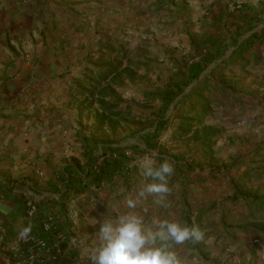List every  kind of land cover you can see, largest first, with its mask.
Listing matches in <instances>:
<instances>
[{
  "label": "crops",
  "instance_id": "1",
  "mask_svg": "<svg viewBox=\"0 0 264 264\" xmlns=\"http://www.w3.org/2000/svg\"><path fill=\"white\" fill-rule=\"evenodd\" d=\"M221 1L213 0L212 8L218 12L206 20L199 17L207 0H0V264H10L9 243L28 226L26 199L38 207L32 231L43 235L39 224L53 215L66 239L62 255L44 264H86L81 252L96 240L98 222L128 211L125 197L134 196L148 182L137 166L148 155L157 164L164 159L173 162L172 192L166 198L167 206H158L154 197H148L136 211L146 223L156 216L200 228L204 233L201 242L174 246L188 264H264V236L236 230L248 207L234 198L243 173L257 172L256 167L264 164V0H251L231 17L224 16ZM147 19L155 28L163 27L167 44L178 39L177 33L184 34L186 57L180 64L169 62L172 49L155 47L152 55L162 57L160 64L154 62L157 58L153 61L154 70L167 69L171 75L159 77L160 85L141 91L135 85L145 61L123 58L126 47L120 41ZM227 23L232 26L228 28ZM212 51L223 55L210 56ZM117 54L123 60L114 62L112 57ZM202 57L212 62L198 80L189 83L184 95L190 93L189 100L202 95L214 105L232 102V127L233 121L240 127L223 130L222 117L212 119L210 126L220 135L207 158H202L195 145H176L179 96L165 114L168 121L163 134L144 145V136L155 128V116L162 106L158 97H151L157 93L155 87L161 86L158 92H162L187 81V67L201 65ZM112 66L116 69L106 77ZM229 79L232 89L227 90ZM126 85L131 87L127 92L119 89ZM91 87H96L92 93ZM125 96L153 108L133 112L134 117L147 116L148 128L126 144L101 145L100 141L90 145L91 135L107 128L99 127L102 107L98 103L114 99L116 104L121 102L116 106L119 112V107L124 110ZM223 144L228 147L226 157L221 156ZM108 146L121 148L123 158L129 153L135 160L129 176L106 178L102 189L96 182L74 192L70 185L88 171L89 156L94 163L91 169L100 158L115 159L114 154L102 155ZM65 185L71 188L66 193Z\"/></svg>",
  "mask_w": 264,
  "mask_h": 264
},
{
  "label": "clouds",
  "instance_id": "2",
  "mask_svg": "<svg viewBox=\"0 0 264 264\" xmlns=\"http://www.w3.org/2000/svg\"><path fill=\"white\" fill-rule=\"evenodd\" d=\"M137 166L148 182L134 196L125 197L128 211L105 216L98 222L96 240L81 252L86 264H188L174 246L188 242L195 245L204 239V233L197 225L156 216L146 223L136 209L148 197H154L153 202L158 206H167L166 198L172 192L169 178L174 174V166L168 159L157 164L152 155L141 158ZM31 230V224L21 228L19 238L26 240ZM72 242H76L75 238Z\"/></svg>",
  "mask_w": 264,
  "mask_h": 264
},
{
  "label": "trees",
  "instance_id": "3",
  "mask_svg": "<svg viewBox=\"0 0 264 264\" xmlns=\"http://www.w3.org/2000/svg\"><path fill=\"white\" fill-rule=\"evenodd\" d=\"M212 52L214 53L210 54V56L216 57L217 55L218 57H222L223 55L222 53H218L215 51ZM110 54L112 55L113 53ZM112 58H114L113 61L118 60L119 56L117 54ZM107 62L111 63L110 59ZM200 62L203 67L201 65H192L187 67L188 80L183 82L184 84L176 83L170 89L167 88L166 90L162 92H157L155 93V95L151 96L152 98L158 97L159 100H161L162 106L158 111L157 115L155 116L157 118L155 128L151 133H146L144 136V145H151L152 142H154L163 134L168 121V119H165V114L169 107L172 105V103H174L175 99L181 96L180 103H178L181 107V111L178 114L179 125L173 136V140L182 143L184 142L186 145H195L196 150L202 153V158H207L212 155V149L218 141L220 132L216 127L210 126L207 120L210 118L209 115L212 111V108L214 106L219 107L221 105H214V103L210 99L203 97L202 95H197L196 97H193L192 100H189L190 93H187V96L184 95V91L188 87L189 83L198 80L199 76L203 73V71L212 61L210 60V58L207 59V57H202ZM115 69L116 68L112 66L108 68V71L105 70L106 77L111 76ZM95 89L96 87H91V93L95 91ZM105 97L106 96L103 95V98ZM98 104L100 105V107H102V113L98 117L100 129L104 125H110V127L117 126L119 124V119L123 117L121 112L115 111L113 107H107V103ZM178 104L175 105L179 106ZM86 143H88V141ZM93 144L94 143L90 145ZM101 145H113V143L104 144L102 142ZM106 153L114 154L116 157L111 161L103 160L101 171L98 175L90 173V167H92L94 163L92 162V159L89 156L88 171L82 176L79 175V182H75L74 184L70 185L74 186V192H81L85 190L88 185H94L96 184V182L104 183L103 181H105L106 178H112L116 176H119L121 178L124 177L123 170L127 164L125 161L126 159L123 158L122 149L112 148L108 146L106 150L102 151V155H105ZM256 154L258 156L261 155V148H258ZM256 168L258 170L257 172H244L237 183L238 190L234 198L241 199L243 204L248 207V212L244 219L236 225V230L252 231L255 234H262L264 236V226H262L264 224V195H262L264 193V164ZM66 174L68 176V173ZM69 180L67 181V183L71 184ZM254 185L255 187L252 191L251 189H253L252 187ZM64 187V193L71 189L68 185H65Z\"/></svg>",
  "mask_w": 264,
  "mask_h": 264
},
{
  "label": "rangeland",
  "instance_id": "4",
  "mask_svg": "<svg viewBox=\"0 0 264 264\" xmlns=\"http://www.w3.org/2000/svg\"><path fill=\"white\" fill-rule=\"evenodd\" d=\"M209 2V4L200 11L201 16L199 17L200 19H208L211 20L212 17L215 16V14L218 12L217 10L212 8L213 5V0H207ZM225 1V2H224ZM251 0H245L244 5L242 6V8L239 11H232V9L230 8V4H231V0H222L220 3H222L221 5H225V9H224V16H229L231 17L232 14H235L237 12H240L246 5L250 4ZM199 13V14H200ZM202 17V18H201ZM200 21V20H199ZM174 23V27H175V21ZM193 23V22H192ZM226 23V22H225ZM163 25V24H162ZM228 28L230 26H232L231 24L227 23ZM162 29L163 27H156L155 28V24L148 22H145V24H141L140 27L136 28L135 31L130 30L128 31V34H126L128 36V38L125 39H121L120 41V46H124L126 47L123 51H125V53H123V58L129 56L130 60L134 61V60H138V59H142V61H145V66L143 67L144 69L140 70L141 71V76L140 78L137 80L138 83L135 86H141L139 87L141 89V91L143 89L147 90H151L153 89V86L157 83V85H160V80L159 77H164V75L169 76L171 75L168 71L169 70H162L160 72L159 68H156L154 70V66H153V61L156 59V64H160L161 62L159 61V57L162 56H155L152 55L153 51L158 50H163L164 46L167 45V47H169L173 53L170 54V57L168 58L169 62H171L173 60V62H175L176 64H180V60L184 59L186 57L185 55V43H184V34H179L177 33V40H173L170 43H166L164 40V36L162 37ZM194 29V30H193ZM191 31L193 33H195L196 29L195 28H191ZM182 35V36H181ZM166 43V44H164ZM173 45L171 46L170 44ZM119 46H117L116 48H118ZM157 49H156V48ZM122 52V51H121ZM155 56V57H153ZM121 56L119 57V59H123ZM118 60H114V61H119ZM175 63H173L175 65ZM157 74V75H156ZM157 79L155 82L153 81L154 79L151 80V78ZM224 81V80H223ZM154 82V83H153ZM228 85L227 87H225L227 90L232 89V79L226 80L225 81ZM120 85V84H119ZM132 86V85H131ZM163 87V84H162ZM212 87V86H211ZM131 87L129 85L126 86H122L119 89L122 91H126L128 89H130ZM161 86H156L155 87V92H158L160 90ZM204 89V88H203ZM211 91V89H208V92ZM112 92V91H111ZM110 92V93H111ZM226 92V91H225ZM112 98H116L115 96ZM110 98V101L107 103V107H113V109H115V111H117V107L116 106H120L121 102H118L117 104L115 103V100ZM130 98L128 96H125V99L122 103L123 109L124 110H120L119 107V112H123L122 114V118L119 119V124L117 126H112L110 127V125H107L106 130H102L97 131L96 133L91 135V138L94 140L93 141V145H98V143L101 144L102 142L105 144H114V143H127L129 141H133L135 139V136H137L135 133H139V131H143L144 129L148 128V121H146L147 116L146 115H142L141 116H136L134 117L133 112H138L139 110H141V112L144 111H148V109H150V105L147 102H143V100H132L130 101ZM137 99V97L135 98ZM224 101V100H222ZM221 103V102H220ZM224 104V106L219 107L218 109H216L217 111L214 110L211 111L210 113V118L207 120V122H209L208 124L211 123L212 119H214L215 117L220 120L222 117V119L224 120V122H226L227 124H224V122L221 121L220 123V128H222L223 130H228V131H232V128H237L240 127L238 126L239 123H235L233 121L234 126L232 127V102L229 101H224L222 102ZM153 108H151L150 110H152ZM121 112V113H122ZM146 116V117H145ZM123 119V121H122ZM148 120V119H147ZM100 145V144H99ZM172 145V144H171ZM176 145H186L184 142L182 143H176ZM224 146H220V151L222 152V157H226L223 156L227 153V149L228 147H225V145L227 144H223ZM242 148L248 147L249 145H240ZM243 157L245 156V152L242 153ZM229 160V159H228ZM232 161V160H231ZM224 166H228L227 164ZM221 167V166H220ZM199 251H201L200 249H198ZM203 254V252H202Z\"/></svg>",
  "mask_w": 264,
  "mask_h": 264
},
{
  "label": "built area",
  "instance_id": "5",
  "mask_svg": "<svg viewBox=\"0 0 264 264\" xmlns=\"http://www.w3.org/2000/svg\"><path fill=\"white\" fill-rule=\"evenodd\" d=\"M245 0H231L230 8L232 11H239L244 5ZM193 61L190 60V64ZM127 165L124 168V175L129 176L130 171L135 167V160L130 159V154L126 153ZM103 158L98 159L91 169V172L98 175L101 171ZM99 188H104V183H98ZM25 220L27 225L31 224L36 218L38 207L32 199L24 201ZM43 235H39L31 230L30 236L26 240L19 238V232L14 236L8 246L10 264H44L56 261L63 252L65 236L58 230L56 219L53 215L46 216L39 224ZM26 227V226H25Z\"/></svg>",
  "mask_w": 264,
  "mask_h": 264
}]
</instances>
